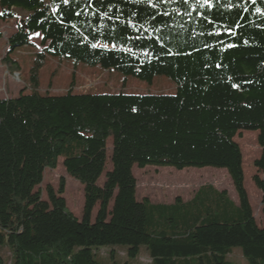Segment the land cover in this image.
I'll list each match as a JSON object with an SVG mask.
<instances>
[{"label": "trees", "instance_id": "1", "mask_svg": "<svg viewBox=\"0 0 264 264\" xmlns=\"http://www.w3.org/2000/svg\"><path fill=\"white\" fill-rule=\"evenodd\" d=\"M13 20L2 59L9 71L20 72L13 55L32 36L44 49L29 90L0 98V264H135L143 253L148 264H232L233 248L264 264V227L235 141L258 132L263 178L253 179L264 216V0H0V28ZM48 55L148 82L164 75L176 91L41 92ZM59 158L84 186L80 219L63 178L42 197L44 172ZM134 166L225 169L238 203L212 184L189 200L139 201Z\"/></svg>", "mask_w": 264, "mask_h": 264}, {"label": "rangeland", "instance_id": "2", "mask_svg": "<svg viewBox=\"0 0 264 264\" xmlns=\"http://www.w3.org/2000/svg\"><path fill=\"white\" fill-rule=\"evenodd\" d=\"M18 30L16 22L1 23L0 37V98L14 97L23 90L29 89L30 67L34 63L35 53L42 51L41 35L36 34L30 38L33 46L25 47L14 53V58L19 61L20 72H11L2 63V59L8 53V37ZM40 91H49L59 94L67 91L72 85L75 92L88 90L91 93L118 92L127 93H163L173 94L176 91L175 83L167 76H156L151 82L143 81L132 76H124L118 72L101 71L98 66L90 67L83 62L73 59L48 55L44 65L39 70ZM125 79V80H124ZM123 80L126 82L122 86ZM258 132L242 131L241 136H236L235 141L240 145L243 154V168L245 173V188L247 190L254 217L259 227H264V216L262 213V192L256 187L253 177L258 174L254 161L260 156L261 148L257 141ZM112 151V139L107 142V153L110 158ZM111 169L110 159L107 170ZM133 174L137 180V199L141 201L148 198L153 203H173L176 197L183 200L191 199L200 186L212 184L218 190H226L230 197L238 203V197L232 180L225 169L218 168H186L177 170L174 167L147 166L143 169L133 167ZM65 181L63 197L66 199L67 208L79 219L82 217L84 206V186L66 171L63 159L59 158L56 169H47L44 172V180L40 185L43 190V199L48 200L46 187L59 188L61 179ZM104 181V174L99 179V185ZM98 206L93 213V219ZM117 248V246L115 247ZM118 251V250H117ZM119 259L126 260L124 251H118ZM99 254L106 257L109 248H101ZM5 259L9 252L3 249ZM232 264H247L240 248H233L228 256ZM150 259L142 254L139 262L135 264H148ZM10 264V263H9Z\"/></svg>", "mask_w": 264, "mask_h": 264}]
</instances>
